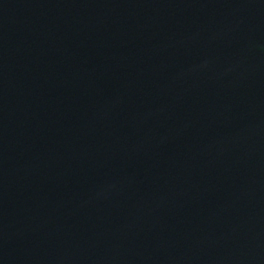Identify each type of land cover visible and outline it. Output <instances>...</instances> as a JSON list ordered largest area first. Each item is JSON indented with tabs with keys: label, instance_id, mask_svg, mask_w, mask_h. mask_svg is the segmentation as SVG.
Masks as SVG:
<instances>
[{
	"label": "water",
	"instance_id": "95a60500",
	"mask_svg": "<svg viewBox=\"0 0 264 264\" xmlns=\"http://www.w3.org/2000/svg\"><path fill=\"white\" fill-rule=\"evenodd\" d=\"M0 264H264V0H0Z\"/></svg>",
	"mask_w": 264,
	"mask_h": 264
}]
</instances>
